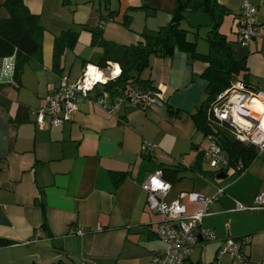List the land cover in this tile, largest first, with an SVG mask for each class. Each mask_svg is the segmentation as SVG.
Instances as JSON below:
<instances>
[{
	"label": "crops",
	"instance_id": "crops-1",
	"mask_svg": "<svg viewBox=\"0 0 264 264\" xmlns=\"http://www.w3.org/2000/svg\"><path fill=\"white\" fill-rule=\"evenodd\" d=\"M3 1L0 19L7 17ZM22 1L38 16L42 51L41 61L24 65L19 85L12 81L14 58L0 57V264H53L60 259L78 264L89 258L93 264H125L139 258L153 264L152 255L161 253L164 244L155 237L154 218L147 212L141 185L159 165L180 162L188 168L206 149L201 145L206 138L190 117L205 97L207 82L198 74L206 65L179 50L169 59L151 57L139 78L148 80L153 88L149 92L162 96L160 108L126 107L111 116L85 98L71 120L43 128L36 126L32 112L63 80H79L84 64L97 67L104 48L92 42L95 33L100 34V43L135 45L142 33L170 22L177 0ZM215 1L226 9L220 33L233 56L245 59L250 84L264 91V0ZM244 2L256 8L259 29L245 46L236 40ZM64 32L75 33L76 42L72 48L64 47L55 62L54 40ZM119 73V65L112 64L101 73L102 80ZM146 139L159 149L150 158L141 154ZM180 141L185 145L176 149ZM109 172L124 173L117 188ZM182 176L171 185L165 202L180 200L190 214L199 206L189 195L209 198L202 226L217 237L204 249L196 247L192 252L196 259L191 254L185 264H211L224 239L245 236L250 243L242 247L243 264H264V212L236 208L252 206L254 197L264 193V152L229 181L216 179L204 161L199 172L186 171ZM218 189L223 193L217 194ZM221 261L228 262V257Z\"/></svg>",
	"mask_w": 264,
	"mask_h": 264
},
{
	"label": "trees",
	"instance_id": "trees-1",
	"mask_svg": "<svg viewBox=\"0 0 264 264\" xmlns=\"http://www.w3.org/2000/svg\"><path fill=\"white\" fill-rule=\"evenodd\" d=\"M2 7L6 10L7 17L0 19V57L14 58L12 81L19 85L24 65L31 60L41 61L43 31L38 16L31 14L22 0H4ZM197 11L211 16V29L205 39L208 45L206 54L196 51V41L190 39L191 31L181 26L185 13ZM225 14L226 9L215 0H177L170 22L154 32L142 33L141 40L135 45L121 46L105 41L100 43L99 33H95L92 39L94 44H102L104 48V54L96 64L98 69L104 72L112 64L120 67V73L102 85V89L109 91L116 88H137L144 91L153 89L148 80L139 78L140 74L149 67L151 57L169 59L175 50L186 53L192 61L206 65L198 74L199 78L207 82L205 97L190 117L196 131L205 138L210 137L222 151L224 163L220 170L212 171L215 176L220 173L226 175L229 168L242 174L264 152L260 153L254 144L237 140L231 133L230 124L218 121L213 113V108L219 103L218 96L231 86L232 79L250 85L245 59L237 60L233 56L226 37L219 31ZM76 38L75 33L64 32L54 40L55 62L64 47L74 46ZM55 72H58L56 66ZM151 155L142 154V157L150 158ZM203 161V152H200L194 164L188 168L178 162L171 166L159 165L157 170L162 172V178L166 182L173 185L182 179L186 171L199 172ZM123 176V172H109L115 188L120 186ZM45 220L42 208L43 227L46 225ZM53 264L75 263L60 259Z\"/></svg>",
	"mask_w": 264,
	"mask_h": 264
},
{
	"label": "built area",
	"instance_id": "built-area-1",
	"mask_svg": "<svg viewBox=\"0 0 264 264\" xmlns=\"http://www.w3.org/2000/svg\"><path fill=\"white\" fill-rule=\"evenodd\" d=\"M255 14L256 8L253 5L246 2L241 4L236 40L243 46L254 39L259 32ZM104 24L105 22L102 21L99 28H103ZM102 72L98 67L85 65L79 80L68 82L65 79L57 89L48 92L43 98L44 105L32 112L36 126L58 127L63 122L71 120L78 104L85 98L90 99L93 105L111 116H116L126 107L146 110L163 106L162 96L155 92L137 88H116L110 91L101 88L97 91L98 84L106 83L102 80ZM218 101V105L213 108L214 116L218 121L228 122L232 127L231 133L237 140L254 144L262 153L264 151V91L236 80L218 96ZM253 104H260L263 109L258 117L252 114ZM206 139L209 145L203 151V160L211 171H218L224 163L222 151L210 137ZM155 150L154 144L142 142L141 154L151 155ZM141 188L146 193V207L161 218L156 223L155 237L164 244V249L153 256V264H185L196 247L204 249L209 243L217 241L215 231L202 226L203 218L207 215V206L211 202L209 198L189 195L190 200L199 206V209L190 214L180 200L166 203L165 198L171 185L162 178L160 170L148 175ZM222 193L223 190L218 189L217 194ZM236 208L239 211L264 212V193L254 197L252 206L237 204ZM75 233L82 234L81 231ZM249 243L248 236L224 239L211 264H243L242 247ZM223 256L228 257V262L221 261ZM80 264H93V260L83 259Z\"/></svg>",
	"mask_w": 264,
	"mask_h": 264
},
{
	"label": "rangeland",
	"instance_id": "rangeland-1",
	"mask_svg": "<svg viewBox=\"0 0 264 264\" xmlns=\"http://www.w3.org/2000/svg\"><path fill=\"white\" fill-rule=\"evenodd\" d=\"M189 15H191V16H189ZM147 19H151V17H147ZM188 19L191 20V22H193V23L189 22ZM208 23H211V16L209 14L203 13V12H196V13L189 12V13H187L186 14V19L182 23V27H187L188 30L191 31L190 39H192L194 42L195 41L197 42L196 43L197 44L196 45V51L199 52V53H200V51L205 52L203 54H206L207 48H208V45H207V43L205 41L206 36H207V32H209L210 29H211V26L210 27H206V24H208ZM190 25L193 26V29H191V27H189ZM222 30H223V28H222ZM224 30H226V29H224ZM220 32H222V31H220ZM196 136L200 137L199 134L196 135ZM143 141L144 142H150V143L154 144L155 147H156V150H159L158 149V146L155 143L149 141V139H146V140H143ZM208 142L209 141L207 139L201 140L202 147L207 148L208 145H209ZM183 145H185L183 143V141H180L179 144H177L175 146V148L176 149H178V148L179 149H182L183 148ZM177 159H180V158H177ZM233 173L236 174L237 172H236L235 169L230 168L226 172V174H229V175L226 178H224L223 180L224 181L225 180H228L229 181L231 179V177L233 176ZM147 212L150 215H153L154 222H153V226L152 227H153V231L156 232V226H157L156 223L159 222L161 220V218H160L159 215H156L153 212H151L148 208H147ZM196 256H197V253L195 252L194 254H192V259L195 260L196 259ZM152 259H153V255H152L151 259H150L151 263H152ZM125 264H145V262H144V259L139 258L138 260H136L134 262H125Z\"/></svg>",
	"mask_w": 264,
	"mask_h": 264
},
{
	"label": "bare ground",
	"instance_id": "bare-ground-1",
	"mask_svg": "<svg viewBox=\"0 0 264 264\" xmlns=\"http://www.w3.org/2000/svg\"><path fill=\"white\" fill-rule=\"evenodd\" d=\"M251 110H252V114L254 115V117H258L263 111L260 104H253L251 107Z\"/></svg>",
	"mask_w": 264,
	"mask_h": 264
},
{
	"label": "water",
	"instance_id": "water-1",
	"mask_svg": "<svg viewBox=\"0 0 264 264\" xmlns=\"http://www.w3.org/2000/svg\"><path fill=\"white\" fill-rule=\"evenodd\" d=\"M235 81H236L235 79H232V83H235ZM248 119L251 120L250 118H248ZM251 121L255 122L254 120H251ZM256 122H257V121H256ZM225 176H226L225 174L220 173V174H217V175H216V179H219V180H220V179H224Z\"/></svg>",
	"mask_w": 264,
	"mask_h": 264
}]
</instances>
